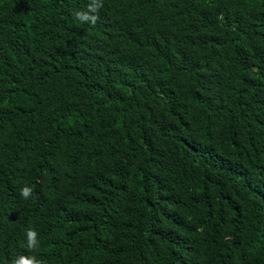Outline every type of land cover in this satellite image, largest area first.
Wrapping results in <instances>:
<instances>
[{
	"label": "trees",
	"instance_id": "16d2710c",
	"mask_svg": "<svg viewBox=\"0 0 264 264\" xmlns=\"http://www.w3.org/2000/svg\"><path fill=\"white\" fill-rule=\"evenodd\" d=\"M89 3L0 0V264H264V0Z\"/></svg>",
	"mask_w": 264,
	"mask_h": 264
},
{
	"label": "clouds",
	"instance_id": "9594fccd",
	"mask_svg": "<svg viewBox=\"0 0 264 264\" xmlns=\"http://www.w3.org/2000/svg\"><path fill=\"white\" fill-rule=\"evenodd\" d=\"M103 8V0H90L87 11H77L74 16L82 23L95 24L99 19V11ZM34 189L30 185H25L20 189L19 195L27 200L32 197ZM27 248L35 252L39 248V234L35 229H29L26 232ZM11 264H45L44 260L35 254L20 255L16 257Z\"/></svg>",
	"mask_w": 264,
	"mask_h": 264
}]
</instances>
